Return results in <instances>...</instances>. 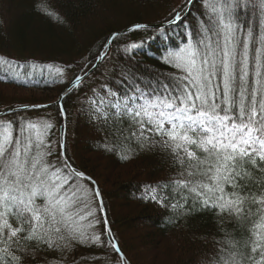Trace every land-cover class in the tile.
Listing matches in <instances>:
<instances>
[{
  "label": "snow or ice",
  "instance_id": "obj_1",
  "mask_svg": "<svg viewBox=\"0 0 264 264\" xmlns=\"http://www.w3.org/2000/svg\"><path fill=\"white\" fill-rule=\"evenodd\" d=\"M193 3L183 0L166 18L170 26L187 22L182 42L161 57L175 71L151 78L122 71L127 88L107 83L91 88L87 111L96 132L104 134L99 143L104 151L130 160L159 149L176 169L145 184L140 199L175 218L215 214L220 238L213 239L216 247L201 264H264V0H201L194 28L188 21ZM36 7L63 23L46 0ZM148 27L135 23L129 31ZM119 35L112 33L105 51L95 54L97 63L76 65L81 74L70 80L64 77L71 64L56 67L55 74L39 73L65 85L52 105L65 121L58 128L55 119L33 120L11 107L5 112L10 118L0 119V264H65L78 246L110 247L119 254L117 264H127L108 227L99 185L67 156L63 105L99 68ZM142 43L120 47L131 58ZM25 63L0 54L7 73L0 80L38 83L35 71H9ZM46 107L23 104L20 110ZM101 223L103 233L96 231ZM78 259L83 258L71 264Z\"/></svg>",
  "mask_w": 264,
  "mask_h": 264
},
{
  "label": "trees",
  "instance_id": "obj_2",
  "mask_svg": "<svg viewBox=\"0 0 264 264\" xmlns=\"http://www.w3.org/2000/svg\"><path fill=\"white\" fill-rule=\"evenodd\" d=\"M41 0H0V54L25 63L24 68L9 70L37 73L38 83L31 79L27 84L0 80V111L23 104H47L49 107L18 111L20 115L36 120L55 119L57 128L65 123L58 115V106H52L65 85L45 79L39 73L55 74V68L71 64L66 74L70 80L81 74L79 68L95 62L108 35L133 23L149 25L147 30L130 31L117 36L108 48V55L85 77L84 84L65 96L67 109V156L74 166L91 176L103 194L107 209L108 227L119 244L129 264H201L216 247L213 239H219V225L212 212H197L191 216L175 218L153 202L140 199L145 184L174 175L164 154L159 150L142 151L130 160H121L116 152H106L99 147L103 143L102 132H96L94 121L81 111L92 96L91 88L99 89L107 83L113 89L124 90L128 81L121 80V72H134L151 78L156 74H169L174 69L161 60L165 50L182 42L187 22L180 26L154 27L164 22L169 12L183 0H46L51 9L59 13L63 23L37 9ZM188 21L199 17L201 0L191 6ZM162 29H167L163 31ZM129 58L122 45L140 44ZM36 65L35 69L31 64ZM51 65V68L44 67ZM0 68V75H6ZM23 79V76L21 77ZM11 113L0 116L10 118ZM56 139L59 133L52 130ZM133 147H136L133 145ZM120 149L117 148V151ZM103 220V214L100 213ZM173 218V223L168 222ZM97 232L105 231L101 223ZM102 240L107 243V235ZM55 254L48 256L53 259ZM117 264L119 254L110 247H77L69 254L65 264Z\"/></svg>",
  "mask_w": 264,
  "mask_h": 264
},
{
  "label": "water",
  "instance_id": "obj_3",
  "mask_svg": "<svg viewBox=\"0 0 264 264\" xmlns=\"http://www.w3.org/2000/svg\"><path fill=\"white\" fill-rule=\"evenodd\" d=\"M191 6V5H190ZM189 6V7H190ZM133 24H135V23H133ZM133 24H130V25H128V26H126V27H124V28H122V29H119V30H116V31H113V32H111L109 35H108V37H107V39H106V41H105V43L104 44H106L107 42H108V38L111 36V34L112 33H114V32H119V33H121V34H124V33H127V32H130L129 31V29H131V27H132V25ZM151 26H154V27H167V26H170V25H168L167 23H166V21H164V22H159V23H154V24H151ZM108 50V49H107ZM102 51H105V49L103 48V46H102V48H101V50H100V52H102ZM101 62V61H100ZM99 62V63H100ZM95 63H97V61L95 60V62L93 63V64H95ZM64 91V90H63ZM62 91V92H63ZM61 92V93H62ZM60 93V94H61ZM59 94V95H60ZM30 105V104H29ZM32 105V104H31ZM39 105H50V104H39ZM13 108H15V109H17V111H21L20 110V106H17V107H13ZM5 112H6V109L5 110H1L0 111V116H3V115H6L5 114ZM9 114V113H8ZM103 214V217H104V213H102ZM127 264H129V263H127Z\"/></svg>",
  "mask_w": 264,
  "mask_h": 264
},
{
  "label": "rangeland",
  "instance_id": "obj_4",
  "mask_svg": "<svg viewBox=\"0 0 264 264\" xmlns=\"http://www.w3.org/2000/svg\"><path fill=\"white\" fill-rule=\"evenodd\" d=\"M59 96V95H58ZM58 98V97H57ZM57 100V99H56ZM55 100V101H56ZM54 102V101H53ZM53 102H52V104H53ZM47 104H50L51 105V103H47ZM31 105V104H30ZM87 109H88V103L86 104V105H84L82 108H81V111L82 112H84L85 113V115L87 116V117H89V113H88V111H87ZM7 119V118H6Z\"/></svg>",
  "mask_w": 264,
  "mask_h": 264
}]
</instances>
